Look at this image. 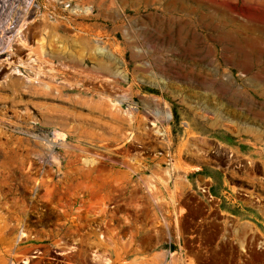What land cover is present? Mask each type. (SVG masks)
I'll return each instance as SVG.
<instances>
[{
    "label": "rangeland",
    "instance_id": "rangeland-1",
    "mask_svg": "<svg viewBox=\"0 0 264 264\" xmlns=\"http://www.w3.org/2000/svg\"><path fill=\"white\" fill-rule=\"evenodd\" d=\"M34 8L0 45V264H264V217L241 223L206 188L264 203V0ZM50 38L70 55L50 70L43 55L38 81L24 63ZM155 166L203 183L152 224L82 191L102 169ZM142 222L151 248L131 242Z\"/></svg>",
    "mask_w": 264,
    "mask_h": 264
},
{
    "label": "crops",
    "instance_id": "crops-1",
    "mask_svg": "<svg viewBox=\"0 0 264 264\" xmlns=\"http://www.w3.org/2000/svg\"><path fill=\"white\" fill-rule=\"evenodd\" d=\"M194 133L195 136L199 137L196 131ZM151 171L150 174L139 172L135 177V172L130 167L110 168V170L102 169L95 175L98 176V179L93 180V183L91 179L84 183L82 191L84 195L89 198H95L98 200H102L103 197L108 198L111 194H114L117 197L121 196L127 202H130L131 206H136L137 209L138 207L147 209L145 214H141V216L144 215V218L148 219L150 224H152L151 220L157 216L158 211H160V214L163 212L166 213L165 205L171 206V211L174 210V202L176 201H172L173 196H178L180 199L189 190L195 192L196 187L197 189L200 188L203 183L202 175L196 176L194 183L189 180L186 181L187 179L185 178V181L182 179L179 184L176 182L175 178H172L169 175L167 176L163 170L158 169L156 166L151 169ZM206 188L208 189L209 194L218 201V204H221L223 198H225V213L228 214V216L239 220V222H247L255 225L254 220L264 217V203L261 200L258 205H252L250 200L245 199L242 195L236 193V191L230 192L229 189H215L213 185L210 187L206 186ZM127 215L128 213L124 216L127 217ZM142 226H144L143 222L141 224L138 223L136 228L132 229L130 236L131 242H134L136 245H139V242H141V247H150L153 245L154 238L156 239V233L155 231H152L153 236H150L149 233L152 229H150L149 226L144 229ZM228 232L240 235L243 231L241 230V227L238 226L236 228L233 227V230H228ZM115 234H120L118 229L115 231ZM120 239L123 242H126L127 237L124 235L121 236Z\"/></svg>",
    "mask_w": 264,
    "mask_h": 264
},
{
    "label": "bare ground",
    "instance_id": "bare-ground-1",
    "mask_svg": "<svg viewBox=\"0 0 264 264\" xmlns=\"http://www.w3.org/2000/svg\"><path fill=\"white\" fill-rule=\"evenodd\" d=\"M36 2H38L40 5L41 3L44 4L46 8H48V6L53 5V0H0V45H2L1 39H5L6 37L11 39L13 37V31L15 27L19 24L20 26L22 25L21 19H27L34 14L33 8ZM46 46L48 48V51H46V49L42 50L43 45L41 44L40 47L35 49V51L37 52L36 58H32L30 56L28 57V60L25 63L23 62L25 66H28L32 69V73L34 75L33 78L35 80L36 79L38 80L39 78L38 69L42 66L40 59L43 55L46 56L47 59L46 63H48L47 66L49 67V70L54 68V64L52 63H53V59L56 57V54H62V56L64 55L63 57L65 59L66 58L68 59L70 55L67 46L63 44V46L57 47L54 38L53 39L50 38ZM36 60L39 61L38 65H36ZM62 65L63 68L65 69L70 68V63L68 61H64ZM44 84L50 86L52 84L51 79L46 80ZM1 231H2V237L0 241L3 240V232H4L3 227L1 228ZM95 233L96 231L89 232L88 234L94 235ZM112 234L115 235V232H113ZM81 236H83V233L81 234ZM11 264H13V262H11Z\"/></svg>",
    "mask_w": 264,
    "mask_h": 264
}]
</instances>
